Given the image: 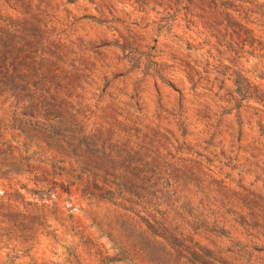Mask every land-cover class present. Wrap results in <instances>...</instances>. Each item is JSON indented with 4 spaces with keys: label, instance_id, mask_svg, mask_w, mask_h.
I'll use <instances>...</instances> for the list:
<instances>
[{
    "label": "rangeland",
    "instance_id": "1",
    "mask_svg": "<svg viewBox=\"0 0 264 264\" xmlns=\"http://www.w3.org/2000/svg\"><path fill=\"white\" fill-rule=\"evenodd\" d=\"M263 95L264 0H0V264H264Z\"/></svg>",
    "mask_w": 264,
    "mask_h": 264
},
{
    "label": "trees",
    "instance_id": "2",
    "mask_svg": "<svg viewBox=\"0 0 264 264\" xmlns=\"http://www.w3.org/2000/svg\"><path fill=\"white\" fill-rule=\"evenodd\" d=\"M260 103H262L263 107H264V95L262 96L261 100H260ZM89 197H94L93 194H89ZM139 197L137 196V194L134 193V191L130 189L126 190V191H123L121 194L118 195V197L114 198L113 200H115V202L113 203L114 206H116L117 208H119L120 210L124 211L125 213H128V212H131V209L133 206H139ZM118 200V202H116ZM154 226L155 227H160L162 234L160 233H153V235L159 237V238H162L164 240V243H162V246H164L163 244H167L168 241L167 239H171L170 237V234L166 231V229L162 226L161 223L159 222H156L154 221ZM154 244H159L158 242L156 241H152ZM128 249L131 250V244H130V238H128ZM142 245V244H141ZM160 245V244H159ZM143 246V245H142ZM171 247V246H170ZM162 255H164V252L166 254V256H168L170 253L171 255L173 256V254L175 255L173 258L176 260L178 259V255H179V252H177L175 250L174 247H172V252H167L164 247H162L160 249ZM127 252V251H125ZM142 253H145V250H141Z\"/></svg>",
    "mask_w": 264,
    "mask_h": 264
}]
</instances>
